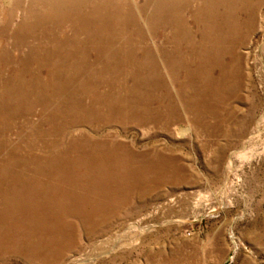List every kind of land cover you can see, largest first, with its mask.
<instances>
[{
    "label": "rangeland",
    "instance_id": "rangeland-1",
    "mask_svg": "<svg viewBox=\"0 0 264 264\" xmlns=\"http://www.w3.org/2000/svg\"><path fill=\"white\" fill-rule=\"evenodd\" d=\"M0 264H264V0H0Z\"/></svg>",
    "mask_w": 264,
    "mask_h": 264
},
{
    "label": "bare ground",
    "instance_id": "bare-ground-1",
    "mask_svg": "<svg viewBox=\"0 0 264 264\" xmlns=\"http://www.w3.org/2000/svg\"><path fill=\"white\" fill-rule=\"evenodd\" d=\"M51 18V17H50ZM59 19V18H58ZM90 22V21H89ZM260 139V138H259ZM249 141H250V139H249ZM245 150V149H244ZM240 152V151H239ZM244 153V152H243ZM236 154V153H235ZM241 154H242V152H241ZM248 154V153H247ZM241 156V155H240ZM232 162H233V160H231ZM229 168V167H228ZM230 171V170H229ZM231 172H232V170H231ZM138 179V178H137ZM44 195V194H43ZM42 204V203H41ZM39 206H40V204H39ZM48 206V205H47ZM46 206V207H47ZM32 207H35V206H32ZM36 208V207H35ZM48 208V207H47ZM31 209V208H30ZM29 209V210H30ZM34 209V208H33ZM42 210H43V208H42ZM32 211V210H31ZM31 211H29V213L31 212ZM34 211V210H33ZM52 212L54 211V209L53 210H51ZM35 212V211H34ZM48 212V211H47ZM55 212V211H54ZM28 213V212H27ZM49 214H50V212H49ZM51 214H53V213H51ZM49 216H51V215H49Z\"/></svg>",
    "mask_w": 264,
    "mask_h": 264
}]
</instances>
